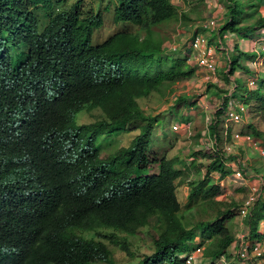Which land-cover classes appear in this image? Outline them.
Listing matches in <instances>:
<instances>
[{
	"label": "trees",
	"instance_id": "1",
	"mask_svg": "<svg viewBox=\"0 0 264 264\" xmlns=\"http://www.w3.org/2000/svg\"><path fill=\"white\" fill-rule=\"evenodd\" d=\"M107 3L116 18L137 28H123L104 43L90 45L101 24L99 8ZM223 5L225 19L212 30L210 42L217 38L221 44L226 64L217 76L229 87H220L217 79L207 85L220 100L209 110L211 143L206 152L192 151L189 165L178 167L177 157L152 148L158 117L139 101L170 91L195 72L190 52L168 51L166 37L157 31L165 22L188 23L187 11L180 15L171 0H100L98 6L94 0H0V139H22L12 142L15 149L30 154L41 169L18 176L3 161L7 156L0 148V264H117L109 245L127 251L133 260L127 237L141 229L150 230L153 251L127 264H185L181 256L194 247L198 231L205 256L214 261L226 254L235 241L232 220L239 205L216 199L223 188L211 175L223 181L232 172L226 161L238 158L225 151L222 116L229 96L242 89L233 74L240 69L256 75L248 64L256 52L239 43L229 46L224 34L239 40L264 28V15L257 9L264 0H223ZM247 6L259 15L252 22L244 17ZM58 53L63 55L57 59ZM31 76L41 81L40 90L30 84ZM257 79L259 87L250 90L264 123V78ZM22 89L45 97L33 109V98ZM186 100L178 96L170 109ZM26 110L31 115L24 132H18L8 121ZM83 110L100 112L79 124L73 116ZM246 128L264 140V129L251 123ZM122 131L134 132L127 145L119 144ZM102 143L108 151L98 145ZM240 167L243 178L251 180L245 166ZM176 180L188 184L185 203L177 196ZM257 180L258 195L244 219L245 240H264V175ZM46 185H51L48 196L34 205ZM206 201L219 204L215 216L195 220L197 205ZM118 232L125 236L119 239ZM5 247L19 252L2 261Z\"/></svg>",
	"mask_w": 264,
	"mask_h": 264
},
{
	"label": "rangeland",
	"instance_id": "2",
	"mask_svg": "<svg viewBox=\"0 0 264 264\" xmlns=\"http://www.w3.org/2000/svg\"><path fill=\"white\" fill-rule=\"evenodd\" d=\"M173 4L176 5L178 11L181 15V12L187 11L190 14L189 22L185 23L182 19L177 21H169L163 23L161 26L157 28V31L165 36V43L164 47L168 49V51H172L176 48L175 52L179 51H189L190 56L192 55V51L188 48V38L193 31H197L200 29V25L204 19L208 17L209 14L211 15H218L219 23L222 22L225 16H222L225 12V7L223 5V0H172ZM249 6L246 7L244 17L247 19L248 22H252L257 19L256 16L258 14L264 13V5L259 6L257 9L258 14L252 13V10H249ZM197 11V12H195ZM104 26L98 32L97 36L93 39L92 43H97L106 38L111 33L115 32L122 26L113 23L112 21V11H105L104 12ZM255 32V30H254ZM258 32H255V38H258ZM209 37L211 38L212 33L209 32ZM232 38L235 37L231 36ZM231 39V38H230ZM229 39V40H230ZM98 40V41H97ZM238 41V40H237ZM230 44V41H228ZM248 42V40H247ZM246 43L242 41V44ZM252 44L251 42H249ZM241 44V45H242ZM243 48H246L244 45ZM252 45L249 46V49H253ZM257 49V47H255ZM246 50V49H244ZM256 56L252 60V62H248L249 66L252 68V73L256 74L254 76H248L247 74L243 73L240 69H238L234 74L233 77L237 78L238 83L242 85L241 90L236 91V95L238 98L242 99L246 105V110L248 112V124H254L257 126L258 129H264V123L260 120L255 113L256 108V93L251 92L250 88H258L260 83L259 80L256 78L259 75L261 78H264V51L256 50ZM226 58L218 52L217 58V73L218 70L226 64ZM190 63H193L195 66V62L190 59ZM195 72L189 78H185L178 83L173 84L171 86V90H165L163 92H154L148 98L141 99L139 104L143 110L151 115H156L158 117L153 132L152 138L153 140L152 148L158 152L167 151V155L169 157H177L178 158V167L189 165L191 161V152L202 150L204 151L210 143L211 140L208 137V124L210 121V108L218 103L220 100L213 94L212 88L209 90L206 88L209 83H212L213 80H207L205 78L206 73L204 71L198 73L196 72L197 66L194 67ZM216 79L218 80V76L216 74ZM249 79L255 82V85L251 86L249 84ZM215 82V81H214ZM217 84L220 87L228 88L229 86L226 85L224 80L219 77ZM255 88V89H256ZM208 90V91H207ZM247 95V98H245ZM178 96H182L186 98V102L183 101V104L179 105L178 107H173L170 109L175 100ZM212 109V108H211ZM99 113L98 110H92L91 112L85 113H76L74 115V119L77 123H84L94 119L95 115ZM188 124L190 125V129L187 132H183L181 130L173 131L171 130V123L172 122H180L181 119H187ZM230 133L226 130L223 131L222 136L227 138L225 140V151L228 150H235L233 154L236 155L239 159V162L245 164V170L247 175H250L251 181L254 184H257V178L264 175V157L258 154L257 152L252 151L247 146H239L235 142H233L232 136L227 137L228 134L231 135L232 130H242L247 132V124L245 120H242L238 123H230L229 125ZM250 132V131H249ZM121 134L117 137L114 136L113 138L117 137L120 145H127L130 140L131 136H133L134 132L127 133V132H120ZM101 146L105 151H108L109 148L106 143L98 144ZM228 147H231L228 149ZM206 152V151H204ZM227 153V152H226ZM228 154V153H227ZM243 157V159H242ZM198 162H203L207 164V160L205 159H198ZM204 168H202L200 175L204 174ZM242 171V170H241ZM243 174V172H242ZM193 177H198L195 172L192 171ZM243 176H245L243 174ZM212 182L219 184L223 191L221 195H219L216 199L221 200L225 203L232 201L235 203V206L241 204L243 199L249 193V189L245 184H249L248 179L245 180L241 177V179H234L232 176H228L220 182L218 179L217 174L211 175ZM191 179V178H190ZM246 182V183H245ZM176 193L180 200V202H186L187 194H188V184L186 182H181L176 180ZM228 204V203H227ZM219 207V204L216 202L206 201L202 204L197 205L195 212L194 219L195 220H208L215 216L216 210ZM236 215L232 220L233 224V233H240L246 235L247 228L245 229V221L241 220L237 215V208H235ZM264 223V222H262ZM111 229L107 230L110 231ZM197 236L201 239V231L197 232ZM119 234V239L125 236L124 233ZM128 242L130 243L129 250L130 252H134L136 257L131 260V256L125 250H120L118 247L113 245L112 243L109 245L113 249V257L117 264H127L130 261L138 260L143 254H147L153 251L152 243H151V234L150 230L141 229L135 236H128ZM110 243V242H108ZM138 243H140L138 245ZM264 248V243H263ZM236 259V258H235ZM237 260V259H236ZM236 260H230L232 264L237 263ZM235 262V263H234ZM95 264H103L102 262H96Z\"/></svg>",
	"mask_w": 264,
	"mask_h": 264
},
{
	"label": "built area",
	"instance_id": "3",
	"mask_svg": "<svg viewBox=\"0 0 264 264\" xmlns=\"http://www.w3.org/2000/svg\"><path fill=\"white\" fill-rule=\"evenodd\" d=\"M218 25V16L208 15L206 19L200 25V30L195 31L193 29L190 38H188V48L192 51L191 57L195 62V66L197 69H201L206 73L205 78L207 80H216L217 74V58L218 52L221 49V44L217 42V40H212L210 42L209 32L213 28H216ZM233 34L227 33L224 34V37L231 38ZM251 43L253 47H257L258 51H264V29L260 30V34L258 38L253 37L251 39ZM234 42L231 41L229 46H233ZM254 76V75H253ZM257 78V77H256ZM249 85H255V82L249 79ZM250 88L249 89H255ZM245 102L238 98L237 95H230L226 107L223 112V123L225 126V131L229 130L230 123H238L242 120H245L248 123V112L246 110ZM174 130H181L183 132H187L190 129V126L187 122H179L173 124ZM233 142L238 144L239 146H247L252 151L257 152L258 154L264 157V140L259 138L258 136L252 134L251 132L242 131V130H232L231 135ZM231 147H228L230 149ZM235 150L226 151L228 154L233 153ZM243 159V157H242ZM240 163L239 159H230L226 161V165H228L232 172L228 175L232 176L234 179L243 178V174L240 166H244ZM241 164V165H240ZM245 179V178H244ZM247 180V179H245ZM249 184L246 186L249 189V193L245 199L241 202L238 207L237 215L241 220H244L248 215L252 204L254 203L259 190V180H257V184L252 183L251 180H248ZM246 183V182H245ZM262 228H264V223L261 224ZM239 239V243H235L233 246V258H236L239 261V264H250V261L253 259L262 260L264 257V248L263 241L257 239H247L245 240V235L237 233V238ZM235 242V241H234ZM194 247L186 254H183L181 257L185 258V264H228L229 261L224 256L212 261L209 257L204 254V245L200 244V239L198 236L195 237Z\"/></svg>",
	"mask_w": 264,
	"mask_h": 264
},
{
	"label": "clouds",
	"instance_id": "4",
	"mask_svg": "<svg viewBox=\"0 0 264 264\" xmlns=\"http://www.w3.org/2000/svg\"><path fill=\"white\" fill-rule=\"evenodd\" d=\"M91 1H93V0H91ZM94 1L96 2L97 6H98L100 0H94ZM172 3H173V1H172ZM113 9H114L113 5L112 4H108V3L107 4H102L100 6L99 11H101V14H102L101 24L99 26H97L96 28H94L93 33H92L91 38H90V45L95 46V45H100V44L104 43L107 39H109V37L111 35H113L114 33H116L117 31H119V30H121L123 28H127L129 31H133L134 29L137 28V25H135L134 23H132L130 21L116 18L114 16ZM109 10L112 11V21H113V23L118 24L119 26H122V27L119 28L118 30H116L115 32L111 33L110 35H108L106 38H104L100 42L92 43L93 39L97 36L98 32L104 26V22H105L104 12L105 11H109ZM209 15H211V14H209ZM213 29H215V28H213ZM261 29H263V28H259V30H261ZM198 30H200V29H198ZM212 30H210L211 33H212ZM257 30H255L256 33H257ZM259 34H260V32H258L257 35L259 36ZM253 37L254 36L250 37L248 40H251ZM256 50H258V49H255V51ZM252 51H254V50H252ZM184 52L186 53L187 51L184 50ZM62 55H63V53H58L57 56H56L57 59L60 58ZM190 59H192L191 56H190ZM30 84L33 87H39V90L42 88L41 81H37L36 79L33 78V76L30 77ZM44 87L47 89L48 83H45ZM23 91H24V93L26 95H29L30 97L33 98L32 102L29 104V106H31L33 109L38 107V105L42 102L43 98L45 97L44 96V97H41V98L39 97L38 98L37 97V92H35L33 89H31L29 91H25V90H23ZM20 103L23 104L24 100H20ZM85 112H87V111L83 110V112H79V113L82 114V113H85ZM30 115H31V112L29 110L22 111L21 113L16 114V116H14L10 121H8V123L12 126V128L14 130H16L18 132H24L25 124L28 121V118L30 117ZM73 119H74V116H73ZM181 120H183V121H181ZM181 120H179V121L180 122H186L185 119H181ZM91 121H88V122H91ZM88 122H84V123H88ZM175 123H179V122H172L171 123V130H173V131H176V130L173 129V124H175ZM79 124H81V123H79ZM246 124H248V123H246ZM11 140H12V142H16V143H22L23 142L22 139L17 140V139L13 138ZM12 142L10 140L6 139V138H5V140L0 139V148L6 153V156H7V159L3 160V161L7 165H9L10 170L14 171L16 174H18V176L19 175L21 176L23 173H31L33 175L34 171L36 173H39L41 171V169L34 162L33 157L30 154L26 153L24 150H20V151L16 150L15 147H14V144ZM50 188H51V185H46L45 186V194H44V196L37 198L35 200V202H34V205H37L38 203H40L43 199H45L48 196ZM18 252H19L18 249L6 248L5 247V249L3 250L2 261L4 259H6V258L14 257L15 255L18 254Z\"/></svg>",
	"mask_w": 264,
	"mask_h": 264
},
{
	"label": "crops",
	"instance_id": "5",
	"mask_svg": "<svg viewBox=\"0 0 264 264\" xmlns=\"http://www.w3.org/2000/svg\"><path fill=\"white\" fill-rule=\"evenodd\" d=\"M263 12V11H262ZM261 12V15H264V13H262ZM264 29V28H263ZM255 32L252 34V36H254L255 37ZM213 36V35H212ZM212 36H211V38H212ZM230 38H226V42L227 43H229L228 41H233L234 42V44L236 43V44H238L239 43V47H241V48H243L242 46L244 45L246 48H243V49H246V51H252V50H254L255 51V47L253 48V49H249V46L250 45H252V44H250L249 42H251V40H248L249 38H244V37H242V38H240L238 41L236 40V38L235 37H231V39L229 40ZM213 40H217V38H214ZM247 40H248V42H247ZM242 41H245L246 43H243L242 44ZM242 44V45H241ZM198 71H200V72H202V70L201 69H197L196 70V72L198 73ZM246 185V184H245ZM245 225V224H244ZM247 227H246V225H245V229H246ZM235 235V242H233L232 243V245L231 246H229V248L227 249V252H226V254H225V258L227 259V261H229L228 262V264H232V262H230V260H236L235 258H233V253H231L232 251H233V246H234V244L236 243H239V239H236L237 238V233L236 234H234ZM263 242H264V240H262ZM237 261V263H235V264H239V261L238 260H236ZM251 263H253V264H264V258L262 259V260H256V259H253V261H250V264Z\"/></svg>",
	"mask_w": 264,
	"mask_h": 264
},
{
	"label": "bare ground",
	"instance_id": "6",
	"mask_svg": "<svg viewBox=\"0 0 264 264\" xmlns=\"http://www.w3.org/2000/svg\"><path fill=\"white\" fill-rule=\"evenodd\" d=\"M27 45H28V44H27ZM32 51H33V50H32ZM26 54H27V53H26ZM23 56H25V55L23 54ZM35 59H36V58H35ZM7 61H8V60H7ZM45 61H46V60H45ZM50 61H51V60H50ZM39 67H41V66H39ZM39 67H38V68H39ZM56 67H57V66H56ZM31 68H32V67H31ZM41 68H42V67H41ZM9 69H10V68H9ZM10 70H11V69H10ZM47 70H48V69H47ZM37 71H38V70H37ZM34 73H35V72H34ZM38 73H39V72H38ZM49 73H50V72H49ZM49 73H48V74H49ZM38 76H39V75H38ZM51 79H52V78H51ZM54 79H55V78H54ZM50 82H51V81H50ZM56 85H57V84H56ZM45 90H46V89H45ZM59 91H60V90H59ZM65 91H66V90H65ZM49 93H50V92H49ZM43 95H44V94H43ZM43 95H42V96H43ZM45 95H46V94H45ZM49 95H50V94H49ZM42 96H41V97H42ZM54 96H55V95H54ZM57 98H59V97H57ZM82 105H83V104H82ZM67 135H68V134H67ZM1 151H2V150H1ZM62 154H63V153H62ZM1 156H2V155H1ZM3 156H4V155H3ZM5 166H6V165H5ZM13 174H14V173H13ZM26 176H27V175H26ZM29 178H30V177H29ZM9 209H10V208H9ZM14 211H15V210H14Z\"/></svg>",
	"mask_w": 264,
	"mask_h": 264
}]
</instances>
